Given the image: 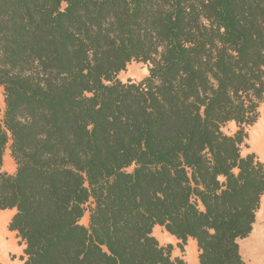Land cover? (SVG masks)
Returning <instances> with one entry per match:
<instances>
[{
    "label": "trees",
    "instance_id": "obj_1",
    "mask_svg": "<svg viewBox=\"0 0 264 264\" xmlns=\"http://www.w3.org/2000/svg\"><path fill=\"white\" fill-rule=\"evenodd\" d=\"M133 62L149 75L124 83ZM0 88V211L24 264H188L157 226L199 264H248L264 0H0Z\"/></svg>",
    "mask_w": 264,
    "mask_h": 264
},
{
    "label": "rangeland",
    "instance_id": "obj_2",
    "mask_svg": "<svg viewBox=\"0 0 264 264\" xmlns=\"http://www.w3.org/2000/svg\"><path fill=\"white\" fill-rule=\"evenodd\" d=\"M148 75H149V65L148 64L133 62L127 67V70L125 72H122L119 75V79L124 83H127L128 81L138 83V82H141L143 79H145ZM3 108L5 109L4 92L0 90V120H2V118L4 117ZM260 113H261V117H260L261 121L259 125H255L254 127L248 129L249 139L247 141V146L242 147L243 155H247L251 152H254L253 148L254 149L258 148V145L256 143L258 141L259 135L257 134L259 132V129H258L259 126H261V124L264 122V103L261 105ZM236 130H237V126L235 123H230L227 126H225L223 129L224 133L228 135L234 134ZM8 154L10 155L9 161L11 163L12 168H7V164L4 163L2 171L8 174H14L16 172L15 169H17V165L11 156L10 144L8 145L6 152H5L6 157ZM258 154L256 153V155L260 158V160L262 159L261 161H264L263 158H261V156H264V152L262 149H260V152ZM82 223L85 226L89 224L88 214L82 220ZM166 233L167 232L163 227L158 226L154 229V236L158 239V241L160 242L162 246L166 247L170 244L173 245L174 249H173L172 257L175 258L177 255L182 256L183 259L184 260L186 259L185 261L188 263L187 257L189 255H188L187 247H185L184 250H181L178 247V243L176 241H174L173 243H168V241H166L165 238L172 237V236H170L169 233L167 234ZM252 235L253 236L250 241L247 239H244L241 242L242 245L240 243L241 253L244 250V255L243 254L242 255L249 264H257L259 261H260V264H264V254L263 255L261 254L262 252H264V221L260 223V226L255 225ZM255 241H256V246L251 248V250H249L251 243ZM257 254L262 255L259 261L257 260V257H256Z\"/></svg>",
    "mask_w": 264,
    "mask_h": 264
},
{
    "label": "crops",
    "instance_id": "obj_3",
    "mask_svg": "<svg viewBox=\"0 0 264 264\" xmlns=\"http://www.w3.org/2000/svg\"><path fill=\"white\" fill-rule=\"evenodd\" d=\"M0 90H2V92H4L3 88H0ZM4 112H5V109L3 108V113ZM260 119L256 125H259V123L261 121ZM259 133L263 134V131H259ZM253 151L257 154L259 153L257 149L253 148ZM9 158H10L9 154L7 155V157L5 155L4 156V163L7 164V168H12L11 163L9 161ZM261 158H263V157L261 156ZM263 160H264V158H263ZM15 213H16V210L0 211V263L1 264H24V260L22 257H24L25 244L21 243L20 239L17 237L16 232H11L9 230V224H10ZM263 221H264V196L262 198L261 208L257 213V220H256L255 225L260 226V223H262ZM254 228H255V226H254ZM252 236L253 235L251 234L247 238V240L250 241ZM165 239H166V241H168V243H173L174 241L179 243V241L175 237L173 238V236L165 238ZM253 240H255V239H253ZM241 245H242V243H241ZM194 246H196V248H197V254L195 257L190 253V249L192 250L194 248ZM255 246H256V241L251 243L249 250H251V248H253ZM185 247H187V251H188V255H189L187 257L188 264H199V259H198L199 252H198L197 242L193 239H189L187 246H185ZM242 254L244 255V250L242 251ZM261 254L263 255L264 252H262ZM262 255H259V254L256 255L258 261L260 260ZM176 257L183 258L182 256H179V255H177ZM257 264H260V261Z\"/></svg>",
    "mask_w": 264,
    "mask_h": 264
},
{
    "label": "bare ground",
    "instance_id": "obj_4",
    "mask_svg": "<svg viewBox=\"0 0 264 264\" xmlns=\"http://www.w3.org/2000/svg\"><path fill=\"white\" fill-rule=\"evenodd\" d=\"M259 131H263V134L259 133L257 135H259L258 137V141H257V145H258V148H256L258 150V152H260V149L263 150L264 152V122L261 124V126H259ZM264 158V156H262ZM167 234V233H166ZM169 236V235H168ZM171 236V235H170ZM163 237V236H162ZM254 246V245H253ZM190 253L195 257L196 256V253H197V248L196 246H194V248L191 250L190 249Z\"/></svg>",
    "mask_w": 264,
    "mask_h": 264
}]
</instances>
